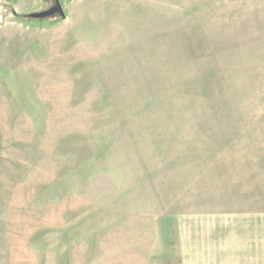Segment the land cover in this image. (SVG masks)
<instances>
[{"label":"rangeland","instance_id":"obj_1","mask_svg":"<svg viewBox=\"0 0 264 264\" xmlns=\"http://www.w3.org/2000/svg\"><path fill=\"white\" fill-rule=\"evenodd\" d=\"M58 1L0 0V264L248 254L215 219L264 213V0Z\"/></svg>","mask_w":264,"mask_h":264},{"label":"crops","instance_id":"obj_2","mask_svg":"<svg viewBox=\"0 0 264 264\" xmlns=\"http://www.w3.org/2000/svg\"><path fill=\"white\" fill-rule=\"evenodd\" d=\"M220 220V221H227V225L233 227V224L236 222L241 223V225L244 226V232L242 236H245V243H247L248 254H245L244 251L234 255L233 249L237 248V246H234V238H233V233H228L226 230V236L225 240L223 239H218V240H209L210 243V249H209V257L210 258H215L214 264H222L219 262L221 259H226L225 264H246L247 261L250 264H264V213H254L253 215L249 214H241L240 216H232L230 215L229 217H226L225 219L218 218L215 219ZM227 226V227H228ZM241 226V228H243ZM234 226L233 228H235ZM219 241V243H218ZM236 241V240H235ZM185 242V241H184ZM182 243L183 246V264H203V263H209L207 261H202L198 259H202L204 257H207L204 255H201L199 257L198 255V250L200 245H203L202 240L200 241H195L194 242V247L192 249H189V247L186 246V243ZM202 242V243H201ZM238 242V239H237ZM188 243V242H187ZM201 247V246H200ZM186 249H189L190 251V256L186 257ZM232 249V250H231ZM192 250V251H191ZM185 257V258H184ZM190 260H189V259ZM250 260V261H249ZM227 262V263H226ZM212 264V263H211Z\"/></svg>","mask_w":264,"mask_h":264},{"label":"water","instance_id":"obj_3","mask_svg":"<svg viewBox=\"0 0 264 264\" xmlns=\"http://www.w3.org/2000/svg\"><path fill=\"white\" fill-rule=\"evenodd\" d=\"M54 2H55V6L52 9L45 11V12L33 14V15H31V18H33V19H46V18L53 17L54 15L58 14L62 19H64V13H63V10H62V7H61L59 1L54 0Z\"/></svg>","mask_w":264,"mask_h":264}]
</instances>
